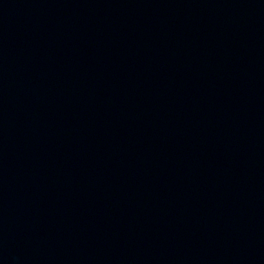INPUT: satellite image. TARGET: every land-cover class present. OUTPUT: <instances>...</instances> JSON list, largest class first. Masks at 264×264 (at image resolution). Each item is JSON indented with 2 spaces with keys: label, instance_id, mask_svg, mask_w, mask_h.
<instances>
[{
  "label": "water",
  "instance_id": "1",
  "mask_svg": "<svg viewBox=\"0 0 264 264\" xmlns=\"http://www.w3.org/2000/svg\"><path fill=\"white\" fill-rule=\"evenodd\" d=\"M0 264H264V0H0Z\"/></svg>",
  "mask_w": 264,
  "mask_h": 264
}]
</instances>
